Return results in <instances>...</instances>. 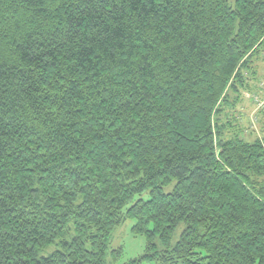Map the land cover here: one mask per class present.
I'll return each mask as SVG.
<instances>
[{
	"label": "trees",
	"instance_id": "16d2710c",
	"mask_svg": "<svg viewBox=\"0 0 264 264\" xmlns=\"http://www.w3.org/2000/svg\"><path fill=\"white\" fill-rule=\"evenodd\" d=\"M263 50L264 0H0V264H120L128 220L131 264H264Z\"/></svg>",
	"mask_w": 264,
	"mask_h": 264
},
{
	"label": "rangeland",
	"instance_id": "374dc122",
	"mask_svg": "<svg viewBox=\"0 0 264 264\" xmlns=\"http://www.w3.org/2000/svg\"><path fill=\"white\" fill-rule=\"evenodd\" d=\"M252 66L253 70L249 75L250 89L242 90L239 97H233L232 100L236 105L234 110H229V115L235 118L236 128L242 130V133L250 140L261 136L264 127V50L254 59ZM175 184L176 182L165 187V192H172ZM135 224L136 221L128 220L114 232L113 248L122 246L124 250L120 264H131L145 254L146 239L144 236L133 233L132 229ZM184 228L185 225L179 226L174 235L172 246L177 244ZM159 248L161 249L160 243ZM48 253L43 255H48Z\"/></svg>",
	"mask_w": 264,
	"mask_h": 264
}]
</instances>
